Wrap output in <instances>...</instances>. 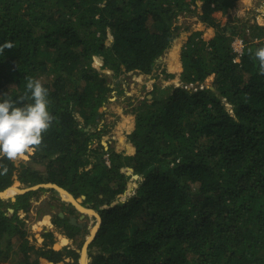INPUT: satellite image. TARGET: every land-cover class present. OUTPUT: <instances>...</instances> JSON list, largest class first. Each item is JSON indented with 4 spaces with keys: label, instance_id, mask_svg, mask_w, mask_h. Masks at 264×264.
I'll use <instances>...</instances> for the list:
<instances>
[{
    "label": "trees",
    "instance_id": "1",
    "mask_svg": "<svg viewBox=\"0 0 264 264\" xmlns=\"http://www.w3.org/2000/svg\"><path fill=\"white\" fill-rule=\"evenodd\" d=\"M238 1L0 0V46L12 44L0 47V97L30 103L27 81L39 79L53 115L29 160L0 156V191L18 180L86 195L102 215L91 264H264V74L254 55L264 47V24L224 23ZM182 13L212 32L189 34L175 71L185 85L168 91L157 79L174 74L158 59L178 41ZM129 73L155 81L152 97L121 121L118 152L105 149L107 124L99 122ZM212 75L219 92L204 84ZM46 189L0 199V264H80L75 248L53 247L51 230L42 231L45 246L30 243L18 212ZM53 222L70 238L80 230L59 211Z\"/></svg>",
    "mask_w": 264,
    "mask_h": 264
},
{
    "label": "rangeland",
    "instance_id": "2",
    "mask_svg": "<svg viewBox=\"0 0 264 264\" xmlns=\"http://www.w3.org/2000/svg\"><path fill=\"white\" fill-rule=\"evenodd\" d=\"M199 19L200 18L198 17V15H192L191 13L180 14L179 23H182L183 27L179 35V39L173 44L171 48H169L162 55V58L158 60L159 62L162 63L163 66L167 68L168 72H171L174 74V78H171L168 80H165L164 78L165 75H161V77L157 79V83L162 87H167L168 91L169 89L170 91L172 90L170 88L171 85L173 86L180 85V83L176 82L175 80L177 77L180 78L179 77L180 75L175 74L176 73L175 71L180 65L176 66V68H173L170 63L169 57L170 55H174L178 53V56L180 58L181 53H182L183 44L186 42V39L188 38L189 34L193 30L203 29ZM223 21L224 23H229L230 25L236 24L238 28L240 29L243 28L244 24H251L254 22L264 24V0H239L234 8L229 9ZM209 30H212V28H210ZM204 31H205V35L207 36V32H208L207 29H204ZM238 35L241 37L240 34ZM180 61H181V58H180ZM104 73L110 76L111 84H112L114 80L112 77V72L105 69ZM179 73H181L180 70H179ZM118 80H122V86L124 87V93L119 92L117 90H114L112 92L109 101L103 106V110L107 112V118L100 120L99 127L102 128L103 124L105 123L107 124L108 132L107 134L103 136L102 140L108 141L109 146L111 145L113 148H115V150L120 151L121 149H119L117 146V143L119 142V139H118L119 131L118 130L120 129V123L124 119L125 114L126 116L128 114H133V117H134V107L137 104H139L140 101L145 96H147L148 98H151L150 95L152 94H149V91L152 90L151 87H152V84L154 83L153 81L154 79H152L150 75H143L139 73H129L128 75H122L121 79L119 78ZM213 80H214V75L209 76L206 78L204 84L208 86L213 85ZM193 88L195 87L191 86L190 89H193ZM228 107L230 108V110H232L230 106ZM111 118L115 119L114 120L115 122L113 124L109 122ZM123 135H126L125 132H123ZM104 147L105 149H107L105 145ZM123 148H125V146H123ZM26 155L30 157L29 152ZM27 156L26 157L22 156L19 159L29 160ZM33 165L42 171L45 170L44 166L41 164L33 163ZM14 177L16 178V174ZM15 184H17L18 186H16ZM23 185L24 184L22 182L15 180L10 188H21L23 187ZM44 200H47L46 201L47 203H45ZM61 200L62 199L58 195V192L46 189L40 192V197L37 200L35 196L31 198V206H30L29 212H26L23 209L19 210L18 214L22 218V220L25 222L26 227L28 229V238L30 240V243L36 245L37 247L45 246L46 239L42 236V231L51 230L53 231L54 237H55V242L52 244L54 247L55 243L58 241L57 234L65 233L64 229L62 231L53 222V215L58 210V209H55L56 206L62 205L61 202H65L64 200L62 201ZM51 202H52V205L50 204ZM65 204L71 205L72 208H74L73 210L76 209L75 210L76 216L84 215L85 223H87L86 227L84 228L82 232L83 237L81 236L82 238L75 244V248L77 250H80L84 245L85 239H87L92 234V228H95L99 224V220L95 214L81 211L78 208H76V206L74 207L73 203L71 202H65ZM80 204L84 206L85 208L86 207L91 208L87 206V204L89 203H86L85 199H83V201L80 202ZM46 214L50 215V219L53 225L51 227H47V225H42L40 228H35L34 225ZM62 246L59 248H56V247L55 248L61 249L64 247ZM66 260L69 262V264L73 261L71 258H67Z\"/></svg>",
    "mask_w": 264,
    "mask_h": 264
},
{
    "label": "clouds",
    "instance_id": "3",
    "mask_svg": "<svg viewBox=\"0 0 264 264\" xmlns=\"http://www.w3.org/2000/svg\"><path fill=\"white\" fill-rule=\"evenodd\" d=\"M0 47L11 48L12 44L5 42ZM254 55L259 62V72L264 74V47L257 48ZM180 85L185 84L182 82ZM26 88L30 103H18L10 97H0V156L13 161L41 145L42 134L53 121L48 108V89L39 79H28Z\"/></svg>",
    "mask_w": 264,
    "mask_h": 264
},
{
    "label": "water",
    "instance_id": "4",
    "mask_svg": "<svg viewBox=\"0 0 264 264\" xmlns=\"http://www.w3.org/2000/svg\"><path fill=\"white\" fill-rule=\"evenodd\" d=\"M161 58H162V55L159 57V59H161ZM159 59H158V60H159ZM205 85H206V84H205ZM207 86H208V85H207ZM203 87H204V86H203ZM209 87H210L211 89H215V90H217V89L215 88V86H213V85H210ZM217 92H219V91L217 90ZM150 96L152 97V95H150ZM90 127H91V125H89L86 129L88 130ZM124 136H125V140H127V136H126V135H124ZM102 143L107 147V149L109 148V143H108V141L102 140ZM127 173H128V174H132L134 178H138V175L134 173V171H133L132 168H127ZM9 187H10V186H9ZM9 187H8V188H9ZM42 187H43V188H53V189H55L56 192H58V195L60 196V198H61L62 200H64L65 202H71V203H73L74 206H76V208H78V209L81 210V211H84V210H82L81 208H85V207L82 206V205L80 204V202H82L83 199H86V195L83 194V195H81V196L75 197L74 194H72V193H71L70 191H68L66 188H64V187H62V186H60L59 184L54 183V182H41V183L33 184V185H31V186H29V185H23V187H21V188L19 189L20 192L15 193V194L12 195V196H8L7 198H4V197H5V196H4V192L6 191V189H8V188H6V189L0 191V199H2V200H6V199H9V198H10L11 200L15 201L16 198H17V195H18V194H24V193H27V192H29V191H31V190H37V189L42 188ZM69 198H71L72 200H70ZM85 209H88V210L92 211V212H93L92 214H95L97 217L100 218V222H99V224H98V226H97V229L95 230V232H94V234H93L92 239L89 240V237H88L87 240L85 241L83 247H82L80 250H78V252L80 253V258H79L80 264H83V262H82L83 250H84V251L86 252V254H87V260H88V262H87L86 264H91V262H92V257H91L90 255H88V254H89V253H88V252H89V251H88V250H89V244L92 242V240L94 239L95 235L97 234V232H98V230H99V228H100V225H101V223H102V215L99 213V211H97V210L94 209V208H87V207H86ZM11 211H13V209H11ZM88 213H89V212H88ZM59 215H60L61 217H64V212H63V211H60V212H59ZM69 222L72 223V224L77 225L78 227H83V224H82V223L77 222V218H76L75 216H70V218H69Z\"/></svg>",
    "mask_w": 264,
    "mask_h": 264
},
{
    "label": "crops",
    "instance_id": "5",
    "mask_svg": "<svg viewBox=\"0 0 264 264\" xmlns=\"http://www.w3.org/2000/svg\"><path fill=\"white\" fill-rule=\"evenodd\" d=\"M200 20V19H199ZM200 23H201V25H202V28H205L206 27V25L200 20ZM211 28V27H210ZM209 27H206L205 29H207V35H210L211 34V32H212V30H209L210 29ZM187 40V39H186ZM178 58H179V56H178ZM180 58H181V56H180ZM180 58H179V65H180V68H181V66H182V61H180ZM180 70V69H179ZM175 74H177V73H175ZM179 75H180V73H179ZM151 77V76H150ZM180 77V76H179ZM153 81H155V80H153ZM152 89H153V87H151ZM119 112V111H118ZM117 112V113H118ZM122 114V113H121ZM129 115V117H131V119H132V117H133V114H128ZM125 116H126V114H125ZM125 118V117H124ZM123 131V130H122ZM124 132V131H123ZM124 148L122 147L121 148V150L120 151H118V152H121L122 150H123ZM34 151V150H33ZM33 151H30L29 152V154L31 155V153H33ZM28 153V152H27ZM26 153V154H27ZM28 157V156H27ZM28 158H30V157H28ZM11 187V186H10ZM47 189H50V188H47ZM40 197V196H39ZM38 198H36V200H37ZM42 200H43V198H42ZM45 201V203H47L46 201L47 200H44ZM62 201V200H61ZM48 202H49V200H48ZM51 205H52V202L50 203ZM52 207V206H51ZM75 207V206H74ZM30 208V207H29ZM92 208V207H91ZM55 209H58L57 211H63L64 212V217L66 216V217H68V214L69 213H71V216H75L76 218H77V222H79V223H85V220H84V215H80V216H76V214H75V210H73L74 208H69V209H67L66 207L64 208V206L63 205H58V206H56V208ZM68 212V213H67ZM47 215V214H46ZM45 216V215H44ZM68 221H69V218H68ZM52 225H53V223H52ZM75 225V224H74ZM77 226V225H76ZM84 226V225H83ZM47 227H51V226H47ZM58 227V226H57ZM59 229H61L62 231H63V228L62 227H58ZM84 229V227L81 229L80 228V230H78V232H76V234H75V236H74V238H70V237H68L67 236V234L66 233H64V235H66L68 238H69V242L68 243H66V244H64L63 246H68V247H72V248H75V244L83 237L82 235H83V233H82V230ZM65 231V230H64ZM79 231H80V233H79ZM82 236V237H81ZM57 238V237H56ZM87 239H85V241H86ZM85 243V242H84ZM90 245V244H89ZM62 246V247H63ZM54 248H55V246H54ZM56 249V248H55ZM76 249V248H75ZM77 250V249H76ZM78 251V250H77Z\"/></svg>",
    "mask_w": 264,
    "mask_h": 264
},
{
    "label": "bare ground",
    "instance_id": "6",
    "mask_svg": "<svg viewBox=\"0 0 264 264\" xmlns=\"http://www.w3.org/2000/svg\"><path fill=\"white\" fill-rule=\"evenodd\" d=\"M173 56L172 55H170V57H169V60H170V63H171V65H172V67H173ZM16 186H18L17 184H15ZM19 189L20 188H8V189H6V191L4 192V198H7L8 196H12V195H14L15 193H18V192H20L19 191ZM70 200H72L71 198H69ZM82 210H84V212H89V213H93L92 211H90V210H88V209H85V208H81ZM98 220H99V222H100V218L98 217ZM42 225H47V226H52V221H51V219H50V215L49 214H47V215H45V216H43L35 225H34V227L35 228H40ZM98 226V225H97ZM97 226L95 227V228H92V234L89 236V240H91L92 239V237H93V234H94V232H95V230L97 229ZM57 234V233H56ZM58 235V241L55 243V247L56 248H59V247H61L62 245H64V244H66V243H68L69 242V238L66 236V235H64V234H57ZM82 262H83V264H86L87 262H88V260H87V254H86V252L83 250V256H82Z\"/></svg>",
    "mask_w": 264,
    "mask_h": 264
},
{
    "label": "built area",
    "instance_id": "7",
    "mask_svg": "<svg viewBox=\"0 0 264 264\" xmlns=\"http://www.w3.org/2000/svg\"><path fill=\"white\" fill-rule=\"evenodd\" d=\"M232 47H233L234 51L237 53V57L235 58V61L239 62L241 59V56L243 54V51H244V40H243V38L240 37L239 35H236L232 40ZM191 86H193V85L192 84L187 85V87H189V88H191ZM193 87H195V86H193ZM201 87H203V85ZM194 89H196V87ZM105 157H106L107 164L110 165L109 154L107 153Z\"/></svg>",
    "mask_w": 264,
    "mask_h": 264
},
{
    "label": "flooded vegetation",
    "instance_id": "8",
    "mask_svg": "<svg viewBox=\"0 0 264 264\" xmlns=\"http://www.w3.org/2000/svg\"><path fill=\"white\" fill-rule=\"evenodd\" d=\"M61 204L64 206V208L66 207L67 209H69V208H71L72 206L71 205H67V204H65V202H61ZM68 213V212H67ZM70 216H71V213H69L68 214V218H70ZM86 224L87 223H83V227L85 228L86 227ZM83 227H80L81 229L83 228ZM84 230V229H83ZM83 230H82V232H83ZM79 233H80V231H79ZM67 259V258H66Z\"/></svg>",
    "mask_w": 264,
    "mask_h": 264
}]
</instances>
